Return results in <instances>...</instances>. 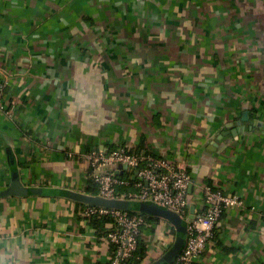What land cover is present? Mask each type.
<instances>
[{
  "label": "crops",
  "instance_id": "obj_1",
  "mask_svg": "<svg viewBox=\"0 0 264 264\" xmlns=\"http://www.w3.org/2000/svg\"><path fill=\"white\" fill-rule=\"evenodd\" d=\"M10 1L0 13V53L13 65L0 189L11 181L8 150L26 185L90 194L91 149L166 158L191 174L196 207L203 185L244 201L224 212L193 264H264V0ZM78 9L87 13L65 33ZM38 14L45 27L34 35ZM119 164L105 170L131 174ZM86 206L0 197V264H106L112 246ZM161 221L146 226L148 241Z\"/></svg>",
  "mask_w": 264,
  "mask_h": 264
},
{
  "label": "built area",
  "instance_id": "obj_2",
  "mask_svg": "<svg viewBox=\"0 0 264 264\" xmlns=\"http://www.w3.org/2000/svg\"><path fill=\"white\" fill-rule=\"evenodd\" d=\"M0 110L9 115L2 93L0 92ZM90 162V175L98 185V194L106 198H129L153 200L183 216L190 215L193 202L189 188L193 183L191 174L185 168H178L166 158H158L144 153H129L126 149L106 152L91 149L83 155ZM126 163L137 173L131 172L135 180V192L120 191V186L128 185L129 180L105 168ZM135 175V178H133ZM202 207H196L194 218L189 220V234L182 253L171 264H193L206 250L213 239L215 229L224 212L234 206L243 205L244 201L237 195H229L220 189L203 185L201 189ZM84 214L87 217L109 216L113 225L106 235L111 244L112 256L106 264H142L163 254L172 244L166 233L151 234L147 245V255L140 256L136 252L139 240L143 236L142 229L148 225L147 216L124 210L87 205ZM158 235L160 236L158 239ZM152 243L153 246H152ZM156 250L149 255L150 250ZM151 256V257H150Z\"/></svg>",
  "mask_w": 264,
  "mask_h": 264
},
{
  "label": "water",
  "instance_id": "obj_3",
  "mask_svg": "<svg viewBox=\"0 0 264 264\" xmlns=\"http://www.w3.org/2000/svg\"><path fill=\"white\" fill-rule=\"evenodd\" d=\"M8 151L11 168V181L6 188L0 189V197L30 195L64 196L86 205L124 210L133 213H142L146 216L167 221L173 226L176 232L175 239L169 248L163 254L147 264H171L184 250L189 234V220L194 218L196 211V206L194 204L190 208V215L185 217L180 212L172 210L153 200L106 198L99 194H90L66 188L28 186L22 181L19 175L17 163L14 159L12 151ZM119 168L129 170L133 173L138 172L137 169L131 168L126 163L119 164ZM115 173L118 174V172ZM133 178H135V175ZM192 188L193 183L189 188L190 193L192 192Z\"/></svg>",
  "mask_w": 264,
  "mask_h": 264
},
{
  "label": "rangeland",
  "instance_id": "obj_4",
  "mask_svg": "<svg viewBox=\"0 0 264 264\" xmlns=\"http://www.w3.org/2000/svg\"><path fill=\"white\" fill-rule=\"evenodd\" d=\"M12 1H10V0H0V13H5L4 12V8L6 7V5H8L9 7L12 5ZM16 3V2H15ZM75 3V2H74ZM74 3H72V4H74ZM36 4H32V6H29V10H27L28 11V16H29V14L31 15V17L34 15V13L37 11L36 10ZM56 7H59L60 8V6L58 5V4H56L55 5ZM104 8V7H103ZM58 12V10H55V11H52V10H50V13L53 15V14H55V13H57ZM85 12L86 11H83L82 9L81 10H76V11H73L72 12V17L69 19V21H68V25L66 26L67 27V29L66 28H64L63 29V31L64 30H67V31H65V33L66 32H70L69 31V29L71 30V29H73V26L76 24V22H77V20L76 19H78L79 21H80V17L79 16H81L82 14L84 15L85 14ZM87 13V12H86ZM39 15V17H33L34 19H33V21H31V26L28 24V25H26L25 27L28 29L29 28V26L30 27H32V26H35L38 22H39V20H41V16H40V14H38ZM79 17V18H78ZM51 21V20H50ZM50 21L48 22V24L50 23ZM91 21H92V18H91ZM91 23V22H90ZM40 25H42L40 22H39V24H37V26L36 27H34V30H36L37 32H35L34 33V35H36V34H39V33H41L42 32V30H41V28L42 27H45V25H42V27L40 26ZM95 26V24L94 25H92V27H94ZM51 28H52V31H55L56 33H62L63 31L61 30V27H60V25L56 22L55 24H54V22H53V20H52V23H51V26H50ZM23 29H25L24 27H23ZM47 31H49L48 29H47ZM92 33V31H87V32H85V34L86 35H90ZM24 35H26V34H24ZM86 41H88V38H87V40ZM87 42H85V44H86ZM25 45L24 46H20V51L22 50L23 51V49H25ZM40 49V48H39ZM12 58V57H11ZM11 58H3V55L0 53V86H1V89H0V92L4 95V92H6V82L9 80V78L11 77V75H12V59ZM10 60V61H9ZM24 67V64H22V69L20 68L19 70L20 71H24V70H26L27 72L29 71V67H27L26 69H24L23 68ZM26 67V66H25ZM161 229H160V232L161 233H167L168 232V230H167V228L166 227H168L169 228V223L168 222H166V221H161ZM153 244L154 243H152V246H153ZM156 252V250L154 249V250H150V253H149V255H154L153 253H155ZM151 257V256H150ZM148 263V260H144L143 262H142V264H147Z\"/></svg>",
  "mask_w": 264,
  "mask_h": 264
},
{
  "label": "trees",
  "instance_id": "obj_5",
  "mask_svg": "<svg viewBox=\"0 0 264 264\" xmlns=\"http://www.w3.org/2000/svg\"><path fill=\"white\" fill-rule=\"evenodd\" d=\"M89 18V17H88ZM90 19V18H89ZM127 151V150H126ZM128 152V151H127ZM130 153V152H129ZM131 153H133V152H131ZM109 171H111V172H114V170L112 171V170H109ZM125 175V174H124ZM124 175H119V176H121V177H124ZM124 178H126L127 180H129V184L128 185H124V186H120V188H119V190L120 191H125V192H135V191H137V189L135 188V180L134 179H132L131 177H130V175H128L127 174V176H125ZM92 183H90L91 184V186H90V188L88 189V191L89 192H91L92 194H98V185L95 183V181L94 180H90ZM224 215V214H223ZM147 221H148V223L150 222V221H155V220H157L158 218H154V217H151V216H147ZM91 221H90V223L92 224V225H94V227H96L98 230H99V233L100 234H105V235H107V233L110 231V229L111 228H107V224L108 223H111V222H113V220H112V218L111 217H109V216H97V217H92L91 219H90ZM148 227H144L143 229H142V231L144 232V231H150L149 229H147ZM102 232V233H101ZM215 234H216V229H215ZM214 234V235H215ZM147 245H148V238L147 237H144V236H142L141 238H140V240H139V248H138V251L136 252L137 254H139L140 256H142V257H145L146 255H147ZM112 250H113V248H112Z\"/></svg>",
  "mask_w": 264,
  "mask_h": 264
}]
</instances>
